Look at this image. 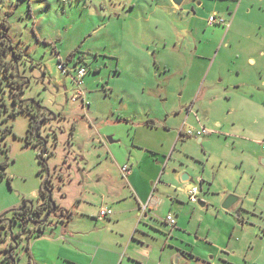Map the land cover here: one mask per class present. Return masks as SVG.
<instances>
[{"label": "rangeland", "instance_id": "obj_1", "mask_svg": "<svg viewBox=\"0 0 264 264\" xmlns=\"http://www.w3.org/2000/svg\"><path fill=\"white\" fill-rule=\"evenodd\" d=\"M194 4L197 18L187 23V12L175 16L159 0H0V32L20 53L15 62L26 80L21 100L50 114L31 137L33 106L14 102L0 72V219L7 223H0V264L12 252L17 264L31 261L18 235L35 225L10 228L6 216L25 202L42 206L44 177L61 219L97 184L127 183L121 167L129 162L142 178L154 176L158 198L149 204L157 218L184 205L182 230L207 263L264 264V0ZM211 16L225 27L210 26ZM162 35L170 47L181 45L169 73L152 55ZM60 61L70 74L58 69ZM81 66L88 108L73 101ZM200 128L208 132L201 141L187 136ZM195 186L206 207L188 202ZM231 196L238 203L227 211Z\"/></svg>", "mask_w": 264, "mask_h": 264}, {"label": "crops", "instance_id": "obj_2", "mask_svg": "<svg viewBox=\"0 0 264 264\" xmlns=\"http://www.w3.org/2000/svg\"><path fill=\"white\" fill-rule=\"evenodd\" d=\"M159 1L175 16L180 15L184 18L182 14L187 12L190 16L187 23H194L197 18L195 2L199 8H202L206 3L218 4L221 0H185L181 7H177L172 0ZM187 2L190 4L184 5ZM187 9H191L194 14ZM215 10L220 11L218 7ZM151 15L152 13L145 12V23H151ZM175 29L178 30V27ZM158 40L159 45L152 55H156L158 68L162 67L166 73H169L173 70L170 59H174L177 55L176 50L181 52V45L179 42L172 41V47H170V38L166 35L160 36ZM200 44L199 41V46ZM147 47L148 54H151V46ZM198 50L197 47L192 52L194 53L192 56H197ZM126 164L132 168L129 177H124L122 173L127 183L118 185L113 183L109 188L97 184L87 193L86 202L79 201L77 212L66 214L69 216H64L59 223L48 227L31 239L32 264H186L193 259L200 260V257L205 264H209L208 257L200 256L195 252L196 241L186 239L191 236L182 230L186 229V225L182 226L185 224L184 216H182L184 205H171L172 209H177L174 212L176 216L173 215L177 226L173 229L165 222L166 217L173 213L170 212L163 219L157 218L158 208L155 209L149 204L158 198L155 195L158 187L152 182L154 176L142 178L140 171L135 169L133 163ZM149 181L152 186L148 183ZM104 207L112 209L114 215L109 219L99 220V211ZM144 208L146 211H143ZM95 209H97L96 213H92ZM183 239L192 242L195 247L189 245L190 249H187ZM187 253L195 255V258L193 256L192 260H187L190 258Z\"/></svg>", "mask_w": 264, "mask_h": 264}, {"label": "flooded vegetation", "instance_id": "obj_3", "mask_svg": "<svg viewBox=\"0 0 264 264\" xmlns=\"http://www.w3.org/2000/svg\"><path fill=\"white\" fill-rule=\"evenodd\" d=\"M13 64L18 67L16 62H13ZM23 79H24L23 81L26 82L25 78H23ZM27 83H29V82H27ZM21 90L23 91V88H21ZM19 102L22 103L20 98H19ZM23 103H24V101H23ZM26 103L27 102H25V104ZM33 110H34L35 114L37 115V118L41 119V124L44 121H48L50 114L46 113L44 111V108L41 109V106L37 105V106H34ZM41 124L39 125L37 132L30 133L31 137H34L35 135L36 136L40 135V132L42 129ZM41 140L43 141V139H41ZM41 140L39 142L40 145L42 143ZM45 183H47V186H46L47 190H50L49 178H47V182H45ZM41 192L45 198V201L41 207L33 208L32 206H30L31 204L29 202H25L23 207L9 211L8 215L6 216V219L11 220L12 224L18 223V222L22 223V224H26L27 221H29V220L34 222L35 226L33 229H30L25 235H22V234L18 235V236H20L21 240L25 243L27 251L29 252V254H30V241H31V239L35 235L42 233V231H44L48 227L60 222V219H58V217L56 215V209L54 210V208L51 204L52 200L50 199L47 191H45L44 184L41 187ZM68 216L69 215H67L66 217H68ZM1 220H3L5 227H6L7 223L5 220V215H4V217L1 218ZM16 259H17V255L15 254V252H12L11 255L9 256V260H8L7 264H17Z\"/></svg>", "mask_w": 264, "mask_h": 264}, {"label": "built area", "instance_id": "obj_4", "mask_svg": "<svg viewBox=\"0 0 264 264\" xmlns=\"http://www.w3.org/2000/svg\"><path fill=\"white\" fill-rule=\"evenodd\" d=\"M209 25H224L226 21L223 19L217 17V16H211L208 20ZM58 69L63 74H70L69 70L67 68V63H64L62 61L59 62ZM87 74V69L85 67H79L77 69V74L75 77H72L73 83L76 87V93L73 95V101H78L79 99L82 100L83 106L88 108L90 105L87 102L86 93L82 89L83 85V79L85 78ZM189 114H194L193 110H189ZM208 134L207 130L205 128H200L195 131L189 130L187 133L188 137H195L198 139H203ZM132 168L130 165L126 164L122 166V173L124 177H129L131 175ZM200 189L198 187H193L188 192V201L191 204H198L200 202ZM143 211H146V208L143 209ZM114 211L110 208L104 207L101 208L99 211L98 219L99 220H105L113 217ZM165 222L172 227L173 229L177 226V221L173 215H168L165 219Z\"/></svg>", "mask_w": 264, "mask_h": 264}, {"label": "trees", "instance_id": "obj_5", "mask_svg": "<svg viewBox=\"0 0 264 264\" xmlns=\"http://www.w3.org/2000/svg\"><path fill=\"white\" fill-rule=\"evenodd\" d=\"M19 56L20 53L13 51L9 38L5 37L4 34L0 32V72L4 74V76L8 80L13 90L15 103H19V94L17 92L18 89L21 90V88H23V86L26 85L25 82L23 81L24 79L21 78L19 75L18 67L13 64V62H15ZM19 104L23 110H25L26 106L32 105L33 108L34 106H37V103L34 100H30L28 103H26L28 105H26L25 102ZM30 113H31V124L29 129L30 133L37 132L39 125L41 124V119L37 118V115L35 114L34 110L30 111ZM40 163L44 164L43 171H47L48 165L44 160V155L41 158ZM2 167L4 168V166ZM45 182H47L46 177L43 178L42 185ZM0 223L2 224L3 227H5L3 220L0 219ZM29 264H32V262L30 261Z\"/></svg>", "mask_w": 264, "mask_h": 264}, {"label": "water", "instance_id": "obj_6", "mask_svg": "<svg viewBox=\"0 0 264 264\" xmlns=\"http://www.w3.org/2000/svg\"><path fill=\"white\" fill-rule=\"evenodd\" d=\"M173 1V3L177 6V7H181L182 5H183V3L185 2V0H172ZM22 94H23V91L21 90L20 92H19V98H20V100H21V96H22ZM22 101V100H21ZM23 102V101H22ZM109 141H110V143H113V140L111 139V138H109ZM43 157V155H41V158ZM183 180L184 181H191V182H193V180L192 179H190V177L188 176V175H185L184 176V178H183ZM44 186H45V191H47V193H48V195H49V197H50V199L52 200V202H51V204H52V206H53V208H54V210L56 209V204H55V202H53V199H52V194H51V192L49 191V190H47V183H44ZM238 203V199L236 198V197H233V196H231V197H229L228 199H227V201L225 202V204H224V209L225 210H230L231 208H233L236 204ZM201 207H205V203H203V202H199L198 203ZM30 206H32V205H30ZM33 207V206H32ZM32 224H34V222L33 221H31V220H29ZM8 223H9V226H10V228L13 226V224H12V222H11V220H8ZM35 225V224H34ZM11 238L12 239H14V234H13V232H11Z\"/></svg>", "mask_w": 264, "mask_h": 264}]
</instances>
